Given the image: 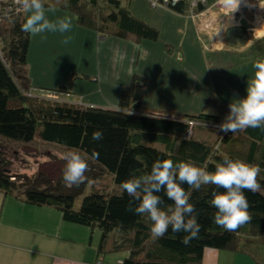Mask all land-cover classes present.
<instances>
[{"label":"trees","instance_id":"trees-1","mask_svg":"<svg viewBox=\"0 0 264 264\" xmlns=\"http://www.w3.org/2000/svg\"><path fill=\"white\" fill-rule=\"evenodd\" d=\"M130 1L43 0V3L46 9L72 13L80 27L101 37L136 44L158 41L160 34L156 29L132 16ZM19 7L9 0L0 4V138L64 151L78 148L89 155L95 150L99 159L89 161L86 182L69 187L63 181L65 164L56 181L42 174L31 180L26 175L11 173L10 163L0 154V192L27 205L55 209L67 223L98 229L102 236L99 259L104 264L103 257L117 252L127 254L121 264H202L206 249L246 255L255 263L264 264V242L260 243L264 239V130L219 132L215 126L222 122L229 108L215 93L208 99L209 104L218 108L215 115H205L203 111L194 117L147 109L144 96L149 82L138 75L123 89L118 110L81 106L72 99L74 82L86 76L72 74L68 85L58 89L34 88L26 70L31 34L21 31L25 12ZM169 10L179 15L206 11L191 9L189 3ZM191 122L194 127H190ZM97 129L103 130L102 141L91 139ZM225 157L262 169L258 176L261 191L245 190L251 222L238 230L229 232L213 222L216 209L211 204V194L224 191L214 185L202 186L199 191L183 185L191 194L190 202L195 205L202 226L199 238L187 246L181 243L185 233L173 234L169 229L164 237L154 238L147 215L138 216L127 210L131 197L121 189V182L132 173L150 172L157 159H171L175 163L193 161L214 171ZM18 177L23 179L21 186L15 182ZM105 177L112 179V186L116 187L111 193L108 192L111 189L99 186ZM88 185L92 186V192L76 208V199ZM159 195L164 198L165 208L172 205L163 192Z\"/></svg>","mask_w":264,"mask_h":264},{"label":"crops","instance_id":"crops-1","mask_svg":"<svg viewBox=\"0 0 264 264\" xmlns=\"http://www.w3.org/2000/svg\"><path fill=\"white\" fill-rule=\"evenodd\" d=\"M130 12L156 29L159 40L136 44L101 37L80 27L72 13L50 9L46 13L49 20L70 18L72 28L64 34H31L26 70L32 86L53 90L67 86L72 74L86 76L74 82L72 99L84 106L118 110L123 89L138 75L149 82L145 108L194 117L206 110L212 93L227 106L233 99L246 96L256 72L253 65L264 61V0H242L234 13L221 4L188 15L153 8L149 0H131ZM29 14L25 12V20ZM66 36L71 39L64 44ZM1 194L4 205L11 196ZM16 199L22 204V212H7L15 224L4 228L13 242H20V234L14 231L29 230L33 236L27 264L34 259L36 264H48L47 259L49 264H95L101 257L100 233L69 225L62 215L53 213L55 209ZM2 213L3 209L0 222ZM53 218L61 223L53 226ZM125 257L118 256L115 264H121ZM103 258L106 261L107 257ZM202 264L257 263L246 255L206 249Z\"/></svg>","mask_w":264,"mask_h":264},{"label":"clouds","instance_id":"clouds-1","mask_svg":"<svg viewBox=\"0 0 264 264\" xmlns=\"http://www.w3.org/2000/svg\"><path fill=\"white\" fill-rule=\"evenodd\" d=\"M20 7L18 10L30 13L21 26V31L30 34L59 32L64 34L71 31L70 18L49 20L43 0H15ZM222 3L234 13L242 0H222ZM71 37H65L62 43H69ZM256 69L254 79L246 88V96L233 99L229 104V112L222 122L215 127L224 134H235L248 128L264 130V61L253 65ZM205 115H215L211 109L204 110ZM205 124V122H203ZM93 141L104 139L103 130L97 129L92 133ZM66 162L63 170L64 183L79 186L86 182L85 175L89 171V161L98 160L99 152L82 153L78 148H69L63 155ZM262 169L259 165L249 164L242 160L225 157L218 163L214 171L199 167L193 161L175 163L171 159H157L153 162L148 173L130 177L120 184L131 201L128 211L135 215H147L151 223L150 232L154 238H162L169 229L173 234L185 233L181 243L189 245L199 238L201 224L195 205L190 202L191 194L183 185L199 191L202 186L214 185L223 192L213 191L211 204L216 209L213 222L220 228L234 232L251 222L249 201L245 190L253 193L262 189L258 181ZM163 192L172 205L164 207ZM138 203H135L137 202Z\"/></svg>","mask_w":264,"mask_h":264},{"label":"rangeland","instance_id":"rangeland-1","mask_svg":"<svg viewBox=\"0 0 264 264\" xmlns=\"http://www.w3.org/2000/svg\"><path fill=\"white\" fill-rule=\"evenodd\" d=\"M223 4V3H221ZM207 109H211L218 114V108L213 104H207ZM200 130H197V134ZM208 137V136H207ZM66 151L59 149L54 146H41V145H27L26 143L21 142H12L9 140L0 138V154L3 156L5 160L10 163L9 171L15 175L28 176L33 180L38 175L42 174L44 177L50 179L51 181H56L60 172V168L66 163L63 159V155ZM18 177L15 182L21 186L22 178ZM112 179L105 177L102 179V182L99 184L100 187H104L106 189H111L108 192L111 193L116 189L115 186H112ZM92 186L88 185L85 189V192L76 199L75 207L79 208L83 198L92 192ZM0 192V197H2ZM7 202L2 205L0 203V210L3 209L2 219L0 222V264H27L29 257H27L29 251L31 250V242L33 236L29 233V230L26 232L23 231H14L15 233L20 234L18 238H20V242H13L10 240L9 236L6 235L5 226H13L15 222L11 219L7 212L11 214H21L22 208L21 203L17 201L14 197L7 198ZM26 207V206H24ZM53 213L60 214L59 211L54 210ZM26 214H31L26 211ZM7 215V216H6ZM61 215V214H60ZM16 217H18L16 215ZM17 219V218H16ZM19 220V219H18ZM60 221V222H58ZM65 222V221H64ZM61 223V220H56L53 218V226L54 224ZM67 223V222H66ZM76 225V224H69ZM52 226V228H53ZM82 229L91 230V228L86 226H79ZM28 228V227H27ZM36 228V227H34ZM54 230V229H53ZM95 233L101 232L98 229H94ZM102 237V236H101ZM31 239V240H30ZM264 242L260 240V243ZM125 252H117L110 253L106 255L107 264H115V259L119 257H124ZM28 258L27 260L25 258ZM41 260L42 256H38ZM48 264L51 262L49 259L46 260ZM38 262L37 259L33 260L32 264H36ZM31 263V262H30Z\"/></svg>","mask_w":264,"mask_h":264},{"label":"built area","instance_id":"built-area-1","mask_svg":"<svg viewBox=\"0 0 264 264\" xmlns=\"http://www.w3.org/2000/svg\"><path fill=\"white\" fill-rule=\"evenodd\" d=\"M6 0H0V4H2ZM16 4L15 0H9ZM151 6L153 8L164 7L166 9H171L180 4L189 3L191 9L192 8H205L206 11L213 9L218 5H221L222 0H149ZM68 97L70 95H67ZM82 106V104L79 103ZM194 123H190V127H194ZM191 134V133H190ZM96 264H104L103 259H99Z\"/></svg>","mask_w":264,"mask_h":264},{"label":"water","instance_id":"water-1","mask_svg":"<svg viewBox=\"0 0 264 264\" xmlns=\"http://www.w3.org/2000/svg\"><path fill=\"white\" fill-rule=\"evenodd\" d=\"M241 25H242L243 27H246V23H245V22H241Z\"/></svg>","mask_w":264,"mask_h":264},{"label":"bare ground","instance_id":"bare-ground-1","mask_svg":"<svg viewBox=\"0 0 264 264\" xmlns=\"http://www.w3.org/2000/svg\"><path fill=\"white\" fill-rule=\"evenodd\" d=\"M217 6H219V5L217 4Z\"/></svg>","mask_w":264,"mask_h":264}]
</instances>
